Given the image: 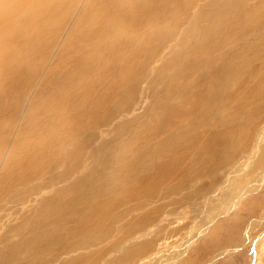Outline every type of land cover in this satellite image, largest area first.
Listing matches in <instances>:
<instances>
[{
	"label": "rangeland",
	"instance_id": "obj_1",
	"mask_svg": "<svg viewBox=\"0 0 264 264\" xmlns=\"http://www.w3.org/2000/svg\"><path fill=\"white\" fill-rule=\"evenodd\" d=\"M38 3L0 65V264H166L264 172L263 142L220 189L264 132V0ZM242 205L190 264H264V185Z\"/></svg>",
	"mask_w": 264,
	"mask_h": 264
},
{
	"label": "bare ground",
	"instance_id": "obj_2",
	"mask_svg": "<svg viewBox=\"0 0 264 264\" xmlns=\"http://www.w3.org/2000/svg\"><path fill=\"white\" fill-rule=\"evenodd\" d=\"M31 3H34V0H0V65H4L8 61V59H5L6 57L4 56V52H6L7 50L10 51L11 44L14 41L17 33H24V32H28V31H32L33 28H37V26L40 25L39 18L43 15L45 8L38 3L36 11H34L33 13L28 12L27 11L28 6ZM24 8L26 9V11L23 10ZM59 8H60V6H58V9ZM17 12H20V13L23 12V14H24V22L19 27V29H15V28L10 27L8 25V22H7L10 15L17 13ZM59 13L60 12H58V11L52 12L51 18L49 19L48 22L51 23V20L57 18L59 16ZM260 137H261L260 141H259V139L255 140V144H254V147L252 146L253 148H252L251 152H249L248 154L244 153V154H246V156H245L246 160L242 164L243 167L240 168V170H238V169L232 170L230 172V174L232 173L233 175L230 176L229 178L226 177L225 180H223V182H222L223 184L220 186L221 190L224 189L226 182L229 181L231 177H235L237 175L242 174L240 171H247V170H250L251 168L256 169L258 166V163H261L260 162L261 156H260L259 151H260V148L262 147L261 144L264 142V132L260 135ZM246 150H244V151L247 152ZM263 154H264V152H263ZM240 155H241V153H240ZM258 156H260V159L258 158ZM239 159H240V157H239ZM258 159H259V161H257ZM232 161H234V160H232ZM263 185H264V172L259 177L256 176L254 179H252L249 182V184L244 187L243 191H241V192L237 191V192H235V194L233 196L228 197L227 201L222 202L223 196L219 197L218 201H220V204H219L220 206L216 210H214L213 212L206 215V218L203 220L204 222L201 223V225H199L198 227L196 224L194 225L195 230L192 231V233H190L191 235L188 238H186V240L181 242L179 244V247L173 251V253L170 256L169 261L167 263L168 264H190V261H192L193 258H195V256H197L199 254V253H197V250H195V249H198L200 247V245L202 246V244L204 243V241L206 240V238L209 234V231L211 229L213 230L215 228V226L218 224V223H216L215 225H213L212 223L214 222V220L217 217H221V218L225 217L226 214H227V216L224 219L225 220L231 219L232 217L231 216L229 217L228 213L230 211L234 210L236 207H239V208L243 207L242 204L247 205L250 202V196L254 192H256L259 188H261ZM235 214H236V212H235ZM196 221L197 220H195V222ZM219 221H221V219H219ZM175 230H177V228H175ZM188 234H189V232H188ZM262 237H264V234ZM247 238H248V236L245 238L244 242L246 241ZM262 241H263V244L257 245V247H256V251H255L256 255H257L256 260H259L260 257H263L262 260H264V238L262 239ZM143 244L144 245L143 246L141 245L140 247H141V249L144 250L145 254L147 252H149L150 250H152V247H151L152 244L151 243L148 242L147 244H145V243H143ZM208 246H210V242H209ZM8 250L12 252L11 249H8ZM134 251H136V250H134ZM158 251H157V253L155 252L156 254H153V255L150 254L146 258L144 256L145 259L142 260L141 262L137 263V264H152L161 255L160 250H158ZM226 251H227V249H226ZM203 252L205 253V255L207 254V250H205ZM223 253H224V250H222L218 254H216V253L212 254L211 257L205 259V261L204 262L202 261V262H203V264H206V263L207 264H213L215 262V260L218 259V256L222 255ZM13 255H15L14 251L12 252L11 256H13ZM140 255H142V254H140ZM135 256H137V254ZM133 262H134V260H133Z\"/></svg>",
	"mask_w": 264,
	"mask_h": 264
}]
</instances>
